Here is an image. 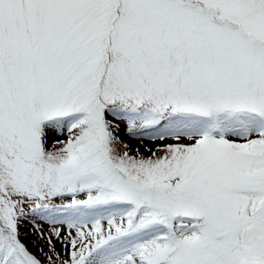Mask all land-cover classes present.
Here are the masks:
<instances>
[{
    "label": "snow or ice",
    "instance_id": "1",
    "mask_svg": "<svg viewBox=\"0 0 264 264\" xmlns=\"http://www.w3.org/2000/svg\"><path fill=\"white\" fill-rule=\"evenodd\" d=\"M0 264H264V0H0Z\"/></svg>",
    "mask_w": 264,
    "mask_h": 264
},
{
    "label": "rangeland",
    "instance_id": "2",
    "mask_svg": "<svg viewBox=\"0 0 264 264\" xmlns=\"http://www.w3.org/2000/svg\"><path fill=\"white\" fill-rule=\"evenodd\" d=\"M125 139H128V138L125 137ZM130 142L133 145H135V146L147 145L149 147L154 146V145H158V144L162 143V142H159V141L154 142V141H150V140H147V139H145L143 141H140V140H131ZM145 154H147V153H145ZM58 227H59V225H58ZM63 228L65 230V233L64 234L66 235L67 234V225H63ZM21 231H22V233L25 234L24 237H23L25 239V242L26 243H29L32 240L33 235H34V233H32L31 226L29 224L22 225ZM74 231L75 230H73V232ZM45 234L46 235L48 234L47 233V228L45 229ZM30 247H32L31 244H30ZM32 250L35 251V248L32 247ZM37 254L40 255L41 258H43V254L42 253H37Z\"/></svg>",
    "mask_w": 264,
    "mask_h": 264
}]
</instances>
